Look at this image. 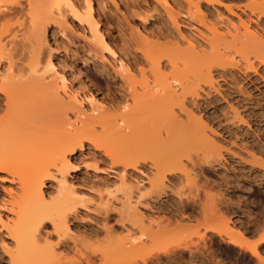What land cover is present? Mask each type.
I'll list each match as a JSON object with an SVG mask.
<instances>
[{
	"label": "bare ground",
	"instance_id": "bare-ground-1",
	"mask_svg": "<svg viewBox=\"0 0 264 264\" xmlns=\"http://www.w3.org/2000/svg\"><path fill=\"white\" fill-rule=\"evenodd\" d=\"M156 1L164 6L168 21L174 29L179 30L183 19L178 17L172 4L167 0ZM245 1V7L251 15L264 12V0ZM77 2L24 0L22 3L21 0H0V58L6 59L5 68L0 69V92L5 102L4 113L0 117V171L6 172L18 184L8 201L7 211L11 216H5L4 219L0 215V226L11 242L10 245L5 244L7 264H96L95 260L98 264H104L109 257L113 259L118 255L120 238L117 240V236L115 238L109 234H113V230L106 224L107 208L116 211L117 220L125 230L133 227L137 230L139 242L151 238L154 219L145 216L140 205L147 206L149 198H159L165 192L168 186L166 181H169L165 179L166 174L182 175L191 182V178L195 177L191 173L196 172L194 167L197 163L222 162L221 150L225 148L226 151V145L233 144L232 139H238L240 145L237 150L241 154L237 156L230 151L233 157L231 160L261 163L264 178V137L262 143L260 141L258 144L251 137L250 140L248 137L240 139L241 136L237 138L236 135L238 131L247 134L249 128L246 123V103L242 104L244 110H239L235 103L227 102V111L224 109L220 119L213 125L200 110V101L218 91L219 83H216L215 77L230 73V67L255 70L256 64L261 63L264 71V32L261 33L256 25H250L240 17H237L239 25H234L229 18H224L222 12L216 10L213 4H219L217 0H183L184 15L187 20L193 18L198 21L204 31L199 37L203 39H196L191 34L186 35L177 30L176 42L167 51L168 47L160 49L148 43L152 48L147 51L149 46L146 45L142 52L147 64L144 66L149 67L146 70L149 74L142 71L145 68H140L139 80L127 65L123 70L125 74L122 76L130 82L131 105H119L123 106L121 110L113 113L112 106L94 99L89 109L91 113L87 114L86 109L79 104L80 112L75 115L77 121L72 122L64 115L67 109L78 107L76 104L80 102L75 96L64 93L62 78L55 71L49 54L40 58L42 61L37 54L45 41L43 32L47 20L56 18L64 22L65 12H69L87 26L100 49L114 55V50L96 28L91 0H85L81 5ZM22 13L26 16V23L19 21L23 23H18L19 27L8 28V20L3 18L6 15L11 17L12 14L16 18L20 17V20ZM15 23L16 20L8 25ZM141 36L145 41L148 40V35ZM162 56L165 61H162ZM263 108L264 103L262 128ZM223 132L229 136H222ZM8 134L9 137L15 135L13 141L12 138L7 141ZM4 141L14 142L11 147L14 150H10L15 151V154L9 153ZM83 141L102 149L109 163L121 166V174L117 173L119 184L112 191L109 190V196L114 200H110L109 204L107 199L106 206L103 204L99 209L102 212L100 226L108 243H86V233L79 234L78 230L70 229L67 222L68 216L76 213L78 205H84L81 193L67 186L69 183L65 178L67 169L71 167L67 155L81 148ZM253 148L261 150L262 158L257 159L253 155ZM16 151L31 162L24 160L18 165V159L24 157L17 155ZM14 155L18 156L16 162L11 160ZM145 162H148L149 172L144 173L147 185L141 184L145 187L142 192L139 182L130 183L127 180L125 170ZM22 163L26 167H22ZM45 179L56 180V193L53 196L47 195L42 189ZM144 198L146 200L142 202ZM45 222L50 225V229L45 227ZM129 233L127 235L130 237ZM238 234L241 236L240 232ZM134 235L130 240L126 236L127 242L137 239ZM135 241L131 242L136 244L138 241ZM263 242L264 235L249 247L250 254L258 263H264ZM141 244L144 245L143 242ZM132 245L129 243V246ZM137 245L139 249L140 244ZM61 247L73 253L75 251L78 258L65 257Z\"/></svg>",
	"mask_w": 264,
	"mask_h": 264
},
{
	"label": "rangeland",
	"instance_id": "rangeland-1",
	"mask_svg": "<svg viewBox=\"0 0 264 264\" xmlns=\"http://www.w3.org/2000/svg\"><path fill=\"white\" fill-rule=\"evenodd\" d=\"M73 1H78L77 3L81 5L84 4L85 0ZM167 1L178 12V17L181 16L180 19H183L182 24L179 25V30L174 29L175 27L168 21L167 12H165V8L163 9L164 6L159 5L160 3L156 0H91L92 12L97 22L96 28L103 34L109 46L114 50V55L100 49L92 39L87 26L83 22L77 21L69 12H65L64 22L60 19L56 20V18L55 20L52 18L47 20L48 23H46L43 32L45 43L42 42V46L39 48L41 53L38 51L37 54L40 55V57L38 56L39 60L44 55L49 54L55 71L62 78L65 86L64 93L75 96L78 99L77 101L80 102L76 104L78 107L75 106L79 111H76L75 108L66 110L64 116L67 119L72 120V122L73 120L77 121L75 115L80 112V109H78L80 106H83L84 110L86 109L87 114L91 113L89 109L91 108V101H94V99L112 106L113 113L119 112L124 105L125 107L131 105L130 82L122 76L125 74L123 70L127 65L132 74H136L134 75L135 78L138 77L140 80V68H145L142 71L149 68L146 67L147 64L144 61L142 52L143 48L145 49L149 44H153L152 46L157 45L156 48L160 49L168 47L166 48L167 51L176 42L177 30L186 35L191 34L196 39H203L202 36L199 37V34L204 31L198 21L193 18L187 20L184 15L183 0ZM217 1L219 4H213L216 10L222 12L224 18H229L230 22L235 23L234 25H239L238 18L240 17L250 25H256V29L261 33L264 32V12L251 15L245 7V2H247L245 0ZM21 2L23 3L24 0H21ZM10 15L11 17L6 15L3 20H8V24L14 23L16 20L17 25H15L16 23L8 25L6 22L7 27L11 26V28H8L19 27V21L26 23L24 13L20 15V20V17H17V19L15 15ZM7 16L9 19H7ZM188 22L191 26H188ZM140 32L148 35L149 38H146L148 40L145 41L139 34ZM262 35L264 36L263 33ZM153 41H156V44ZM150 46L148 50L146 49L147 51L152 48ZM153 49L155 51V48ZM161 51L163 52V50ZM1 58L0 69L5 68L6 65V59ZM161 59L164 60L163 56ZM121 64L124 66L122 67ZM262 67L261 63L256 64L255 70L230 67V73L216 76V83H219V85L216 84L218 85V91L216 94H209V99L204 97L205 99L203 98L200 101L201 114L205 119L210 120V124L213 125L220 119L224 109L227 111L225 105L227 102L235 103L234 105L239 110H244L242 104L246 103V112L248 113L246 123L249 128L247 134L238 131L236 133L237 138H240V136V139L248 137L249 139H247L250 140L251 137L258 144H260V141L262 143V137H264V127L262 128L264 71H262ZM165 70L169 72V69L165 68ZM4 104V96L0 92V117L4 113ZM77 116L79 115L77 114ZM79 117H82V115ZM20 128L25 130L21 125ZM223 133H221L222 136H229L225 132ZM11 136L9 137V134L8 137L6 136L7 141L9 138V140L12 138L13 141L15 135ZM232 140V145L227 144V147L223 145L227 150L224 151L225 148H222L223 151L221 150V153L223 152L222 156L220 154L222 162L197 163L199 168L197 164L195 165L194 169L197 173L194 171L191 173L192 176L195 175L191 178L194 182L186 180L182 175L166 174L165 179L168 178L169 181H166L168 186L165 187V192L159 198H149L147 206L140 205L145 216L149 217L150 220L154 219L155 223L152 221V227L154 228L151 227L152 230L150 229L153 231L151 238L139 242L137 230L134 227L125 230L117 220L116 211L107 208L108 210L105 212L107 216L105 217L106 224L111 226L110 228L113 230V234H109L115 238L117 236V240L120 238L118 241L120 246L117 250L118 255H115L116 259H114L115 256L113 259L109 257V260L104 261V264H264L260 261L258 263L257 259L249 252L250 245L264 235V178L262 179V166L259 162L242 163L231 160L233 157H231L230 151H233L237 156L241 154L239 153L240 150H237L240 145L238 139ZM4 142L8 145L4 143L5 147L9 148V153L11 155L15 154V151L11 152V150H14L11 148L14 142ZM4 144L3 148H5ZM253 149H251L253 155L255 154L257 159L262 158L261 150ZM75 150L67 155L71 167L67 169L65 178L69 183L67 186L70 185L73 187L72 189L81 193L84 205L79 204L76 213L68 216L70 220L67 221L68 226L74 231L78 230L79 234L86 233L85 240L88 244L108 243L109 241L100 226L102 212L99 209L105 205L107 199H109L107 201L109 204L111 203L110 200H114L113 197L109 196V190L112 191L118 186L117 176L121 174V166L109 163V159L106 158L102 149L95 148L88 142L83 141V146ZM17 155L23 154L17 152ZM17 155L10 156L12 161L15 160L13 162L17 161ZM23 157L19 158L20 160L18 159V165L24 160L25 162H31L24 155ZM22 159L23 161H21ZM147 163H138V167L125 170L127 180L130 183L132 181H135L134 183L139 182L142 192L145 187L141 184L147 185L144 175V173L149 172ZM22 164V167H26V164ZM141 178L142 180H140ZM56 185V180L45 179L42 189L47 195L53 196L56 193V191L54 192ZM17 186L15 179L12 180L6 172L0 171V215L4 219L5 216H11L7 211L8 201L10 195H13L17 190ZM144 200L146 198L142 199V202H145ZM45 227L50 229L47 222H45ZM230 228L231 230H229ZM128 231L130 237L127 235ZM238 232L241 233V236ZM133 235L137 237V239L133 238L138 241H135L136 244L131 242L134 241L133 239L127 242ZM126 236L129 238L127 239ZM51 238L53 237L51 236ZM231 238L233 239L231 240ZM233 241L237 242L234 243ZM129 243L130 245L133 243L132 246L134 247L129 246ZM5 244L10 245L11 242L0 226V264H7L6 255L4 254ZM137 244H140L139 249L135 246ZM61 249L66 254L65 257L69 259L78 258L75 251L73 253L70 249L62 247ZM262 255L264 257V251ZM95 263L98 264V261L95 260Z\"/></svg>",
	"mask_w": 264,
	"mask_h": 264
}]
</instances>
